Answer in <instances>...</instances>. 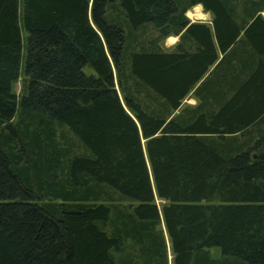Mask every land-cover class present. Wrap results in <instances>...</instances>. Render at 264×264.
<instances>
[{"label": "trees", "instance_id": "trees-1", "mask_svg": "<svg viewBox=\"0 0 264 264\" xmlns=\"http://www.w3.org/2000/svg\"><path fill=\"white\" fill-rule=\"evenodd\" d=\"M0 264H264V0H0Z\"/></svg>", "mask_w": 264, "mask_h": 264}, {"label": "rangeland", "instance_id": "rangeland-1", "mask_svg": "<svg viewBox=\"0 0 264 264\" xmlns=\"http://www.w3.org/2000/svg\"><path fill=\"white\" fill-rule=\"evenodd\" d=\"M196 7H200L201 8V11H202V13L203 12H205L208 16L206 17V15L204 14V18L203 17H200L201 19H199V18H194V17H192V16H190L189 15V12H192ZM211 13V12H210ZM188 15H189V17L191 18V20H202V21H206V22H211L212 21V14L210 15L209 14V12L208 11H206L205 9H204V6L202 5V4H200V5H197V6H195V7H192V9L191 10H189L188 11ZM148 24H150V25H152V23H148ZM153 26V25H152ZM152 26H148L147 27V29H146V32H145V35H149V36H151V35H155L156 34V32H155V30H154V28L152 27ZM24 35H25V37H24V40L26 41V38H27V32L26 31H24ZM173 36V35H172ZM171 35L169 36V37H172ZM169 37H167V38H165L164 40H163V44L168 48V45H169V47L171 46V45H173L174 43H175V39L174 40H172V41H170L169 40ZM175 37V36H174ZM84 70L87 72V73H96V71H95V69L90 65V64H87V65H85V67H84ZM24 86H25V76L24 75H22L21 76V78L19 79V81L18 82H16L15 84H14V88H15V90L18 92V93H22L23 92V90H24ZM211 249V251H212V254L214 255V256H220L221 254H222V252H221V249H220V247H218V246H213V247H211L210 248ZM172 252L170 251L169 252V257H170V259H172Z\"/></svg>", "mask_w": 264, "mask_h": 264}, {"label": "crops", "instance_id": "crops-1", "mask_svg": "<svg viewBox=\"0 0 264 264\" xmlns=\"http://www.w3.org/2000/svg\"><path fill=\"white\" fill-rule=\"evenodd\" d=\"M200 5V4H199ZM191 10V9H190ZM203 11V10H202ZM209 12V14L211 15V13H210V11H208ZM205 15H206V17L208 16L205 12H203ZM199 19H201V18H199ZM192 21H194V20H192ZM195 21H202V20H195ZM172 36V35H171ZM175 36V37H174ZM176 38V39H175ZM175 39V43L173 44V45H171L170 47H169V45H168V48H172V47H174L175 45H176V43L180 40V35H173L172 37H169V40L170 41H172V40H174ZM219 53H220V57H222L223 56V53L221 52V51H219ZM214 67H215V64L213 65V66H211V68H210V70H212V69H214ZM210 70H209V72H210ZM208 72V73H209ZM206 77V76H205ZM193 91L194 90H192V92L189 94V96L187 97V98H185L184 99V101H183V105H185V104H188V103H190V104H196L197 102H198V98H197V96H195L194 95V93H193Z\"/></svg>", "mask_w": 264, "mask_h": 264}, {"label": "bare ground", "instance_id": "bare-ground-1", "mask_svg": "<svg viewBox=\"0 0 264 264\" xmlns=\"http://www.w3.org/2000/svg\"><path fill=\"white\" fill-rule=\"evenodd\" d=\"M189 15L194 18H200V17L204 18L205 17L200 7H196L192 12H189Z\"/></svg>", "mask_w": 264, "mask_h": 264}]
</instances>
